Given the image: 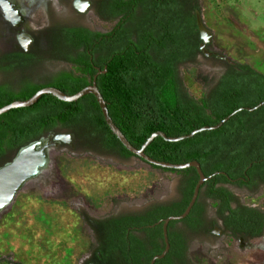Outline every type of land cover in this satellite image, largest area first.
I'll list each match as a JSON object with an SVG mask.
<instances>
[{"label": "trees", "instance_id": "16d2710c", "mask_svg": "<svg viewBox=\"0 0 264 264\" xmlns=\"http://www.w3.org/2000/svg\"><path fill=\"white\" fill-rule=\"evenodd\" d=\"M107 8L113 18L121 16V21L111 33L96 35V40L103 41L97 46L100 56L94 63L102 71L107 69L98 76L97 87L114 123L134 147L141 148L155 132L180 137L214 126L236 110L253 108L264 101V73L246 63L234 66L219 61L224 71L218 79L202 78L205 91L201 99L192 97L184 87L177 67L196 64L199 56H204L196 21V12L201 11L199 0H110ZM76 36L69 35L67 41L73 48H84V52L77 58L71 53L61 58L78 72H60L47 84L26 81L18 91L0 88V109L28 100L46 87L74 95L90 86L98 72L88 53L92 45L84 36ZM82 127L90 129V140H100L106 147L118 149L124 157H134L107 126L93 95L69 103L48 94L31 107L0 116V161L6 162L8 151L17 153L50 131L65 128L80 137ZM145 153L172 164L199 162L205 176H212L201 190L209 186V198L215 203L217 218L227 234L249 240L263 233L264 212L241 204L233 208L232 194L223 188L216 189L215 185H244L248 180L264 185V106L252 113L243 110L220 129L181 142L158 137ZM152 167L180 176L178 198L158 206L142 219L114 222L94 230L99 237L98 244L91 249L94 264H150L153 257L163 252V227L157 223L185 212L199 176L195 168ZM197 202L189 216L180 221L193 229L203 225L202 221H193L200 212ZM177 224L170 223V251L156 264H193L187 257L185 235L173 231ZM134 227L140 231L136 232Z\"/></svg>", "mask_w": 264, "mask_h": 264}, {"label": "rangeland", "instance_id": "374dc122", "mask_svg": "<svg viewBox=\"0 0 264 264\" xmlns=\"http://www.w3.org/2000/svg\"><path fill=\"white\" fill-rule=\"evenodd\" d=\"M199 4L212 34V50L264 73V0H199ZM92 24L97 30L111 27L98 20ZM7 43L11 41L0 36L3 50ZM197 61L182 70V79L190 95L201 99L202 78L216 79L224 68L204 56ZM64 70L78 72L51 59L26 70L5 67L0 83L18 90L25 80L49 82ZM67 149L51 147L45 169L1 211L0 264H88L95 240L86 218L138 210L178 194L177 173L153 168L136 157L119 161L100 150L92 151L97 158ZM240 198L245 205L264 210V190L255 197L241 193ZM214 211L215 204H210L208 214ZM253 245L242 247L237 238L193 240L190 255L197 264H264V241Z\"/></svg>", "mask_w": 264, "mask_h": 264}, {"label": "flooded vegetation", "instance_id": "af4514ba", "mask_svg": "<svg viewBox=\"0 0 264 264\" xmlns=\"http://www.w3.org/2000/svg\"><path fill=\"white\" fill-rule=\"evenodd\" d=\"M109 1L110 0H0V36L11 41L10 44L7 43L8 47L5 50L0 47V73L2 74L5 67L9 69L12 68V70L14 68L26 70L35 64L45 61L46 59L62 62L75 68L73 64L63 60L61 56L67 53H71L77 58L84 52V48H73V46H71V44L67 41V39H69V35H82L84 36V38H87L89 40L92 47L88 49V53L91 56L90 59L93 68L98 71L100 68L94 63V59L100 56L97 46L99 42L103 40H96V35L97 33H102L104 35L111 33L121 21V16L118 18H113V13H111L107 8V4L109 3ZM139 12L140 8H138L137 12L135 13L137 17L140 15ZM94 20L110 24L111 27L107 30H97L92 24ZM37 22H40L42 25L33 28L30 27ZM107 40L110 42V36ZM212 41L213 39L211 35L208 43L205 44L202 40L200 44V49L201 46L205 44L206 49L210 53L209 55H206L201 50L205 58H209L213 61L218 62L225 61L226 63L234 66L238 64L236 62H234V64L229 63L225 59L227 57L219 52L213 51L211 48L213 43ZM9 45H12L11 48H9ZM3 51L5 53H3ZM188 65L194 66L195 64ZM185 68V66L177 67L180 78H182V70ZM58 74H56L54 78L57 77ZM26 81L33 82L31 80H25L24 82ZM47 83L48 82H42L37 84ZM3 87L7 90L15 91H18L22 88L21 87L20 89L16 90L13 88V86L1 82L0 88ZM129 124L132 125L130 121ZM115 125L120 129V126L117 123H115ZM80 130V137L77 136L74 131L63 128L59 131H50L39 140H49L51 144H57L56 148H59L62 151L68 148L71 151H78L79 154H89L97 158L100 157L92 152L93 150H100L103 153H106V155L113 158L118 157L119 161H128L133 158L122 156L118 149L108 148L100 140H98L97 142L90 140L87 136L90 133L89 128L82 127ZM58 135H73L74 139L73 141L67 139L66 141L56 142L55 137H57ZM18 152L14 153V151H8L5 154L6 162L3 163V160H1L0 163H3V165H0V167L12 161L16 157ZM13 155L14 157L12 158ZM215 188L226 189L229 193L232 194L233 202L231 206L233 208H237L238 204H241L245 207L256 208L264 212V210H262L260 207H250L245 205L240 198L241 193L246 197L257 196L261 190H264V185L250 182V180H248L244 183V185H236L233 182L228 184L218 183L215 185ZM209 190V186H205L200 191L197 200L200 212L196 213L193 217V221L195 223H200L202 221L203 225H201L197 229H193L190 224H183L178 222V224L173 228V231H175L177 234L181 233L182 235H185L187 241V257L193 262V264H197L193 261L190 255V244L193 240L204 241L205 239L210 238L236 239L235 237L228 235L227 232L222 228V222L217 218L216 208L213 214H208L209 205L215 204L211 200V198H209ZM256 190L257 192L254 193V191ZM178 196L179 195L177 194L175 199L172 200L151 202L145 207L138 210L119 211L115 214L102 218L88 217L86 218L85 223L93 232L95 245H97L99 237L97 236V234H95L94 230L96 231L101 226L110 225L114 222H124L130 219H142L158 206H161L164 203L166 204L173 202L178 198ZM180 224L183 225L179 226ZM133 229L136 230V232L140 231V228L138 227H134ZM131 230L132 229H130L129 231ZM237 239L242 247L244 246L246 248H251L254 246V241H264V231L260 236L251 238L249 240L245 239L243 236H239L237 237ZM94 260L95 257L93 256V253H91L88 264H94Z\"/></svg>", "mask_w": 264, "mask_h": 264}, {"label": "water", "instance_id": "95a60500", "mask_svg": "<svg viewBox=\"0 0 264 264\" xmlns=\"http://www.w3.org/2000/svg\"><path fill=\"white\" fill-rule=\"evenodd\" d=\"M196 21H197V26L200 32L201 39L206 44L209 42L212 34H211V31L206 27L203 21L201 11L196 12ZM205 44L201 46V50L206 55H209L210 53L206 49ZM225 59L229 63L234 64V62L231 61L230 59L228 58H225ZM106 71L107 69L103 71L99 69L97 74L94 77L92 84L74 95H67L61 90L54 88V87H46V88L39 90L33 97H31L28 100L15 101L1 108L0 116L14 109L31 107L35 105L44 95H48V94L55 96L56 98H58L59 100L63 102H69V103L78 102L83 97L91 94L96 98L100 106L102 115L105 119V122L107 126L109 127V129L111 130V132L116 136V138L120 141V143L129 152L133 154L134 157L141 159L142 161H144L146 164L150 166H157L163 169L184 170L188 168H195L199 176V180L195 187L191 201L188 207L186 208L185 212L179 216H171L157 223V224H162V227H163L165 248L161 254L153 257V259L150 262V264H156L158 260H161L166 257V255L169 253L170 248H171L170 240H169V233H168L169 224L173 221L180 222L189 216V214L191 213L193 207L195 206L198 200L201 187L205 184V182L210 180L212 176L206 177L205 174L203 173L200 163L197 161H192V162L185 163V164H172V163L157 161L145 153L146 149L158 137L163 138L167 142L176 143V142H181L187 139H191L195 135L202 133V132L218 130L224 124H226L232 117H234L237 113L243 110L252 113L262 108L264 106V101L260 102L257 106L253 108H249V107L240 108L236 110L235 112H233L232 114L225 117L221 122H219L218 124L214 126H205L200 129H196L192 131L190 134L183 135L180 137H169L164 132H161V131L155 132L147 139V141L142 145L141 148H136L127 140L123 132L115 125L113 119L111 118L109 114L107 102L104 100L99 88L97 87L98 76L106 73ZM67 139L68 140L70 139L71 141H73L74 136L73 135H58L57 137H55L56 142L66 141ZM51 147H57V144H51L49 140H39V141L33 142L29 144L28 146L20 149L16 157L11 162H8L4 166L0 167V195L11 193L10 195L11 198L8 199L7 203L13 202V200L16 198L17 194L23 188L25 183H27V181L35 177L34 167L36 163L40 161L41 158L44 157V155H47ZM32 162H34V165ZM2 210L3 208H0V213Z\"/></svg>", "mask_w": 264, "mask_h": 264}, {"label": "bare ground", "instance_id": "6f19581e", "mask_svg": "<svg viewBox=\"0 0 264 264\" xmlns=\"http://www.w3.org/2000/svg\"><path fill=\"white\" fill-rule=\"evenodd\" d=\"M48 162H49V151H48L47 155H44V157H42L41 160L36 163V165L34 167L35 168L34 169V173H35L34 175L37 176L38 174H40L42 172V170L45 169ZM32 163L34 165V162H32ZM10 195H11V193L0 195V208L4 209L6 207L11 206V204L14 202L15 199L13 200V202L7 203L8 199L11 198Z\"/></svg>", "mask_w": 264, "mask_h": 264}]
</instances>
